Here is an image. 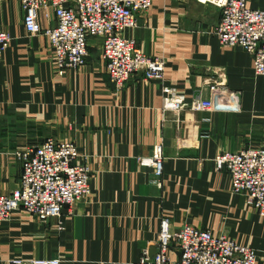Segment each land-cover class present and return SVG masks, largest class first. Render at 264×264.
<instances>
[{"label":"crops","instance_id":"0c3cea01","mask_svg":"<svg viewBox=\"0 0 264 264\" xmlns=\"http://www.w3.org/2000/svg\"><path fill=\"white\" fill-rule=\"evenodd\" d=\"M264 10V0H247ZM20 0H0V31L11 42L0 57V192L11 194L22 174L16 153L49 138L74 142L92 170V195L61 219L45 223L21 211L0 224V264H141L143 249L157 253L164 218L225 235L256 250L264 264V219L233 194L215 160L227 152L264 148V76L240 49L215 35L222 12L197 0H154L127 36L165 63L162 81L134 76L119 89L109 81L102 41L89 40L87 63L59 72L43 35L31 36ZM43 28L54 12H39ZM164 87L187 102L208 101L221 111L164 109ZM162 145V188L140 164ZM170 259L179 262L173 249Z\"/></svg>","mask_w":264,"mask_h":264},{"label":"built area","instance_id":"2783aa9c","mask_svg":"<svg viewBox=\"0 0 264 264\" xmlns=\"http://www.w3.org/2000/svg\"><path fill=\"white\" fill-rule=\"evenodd\" d=\"M24 25L31 36L43 35L55 55L60 73L75 70L87 63L89 40L102 41V59L110 83L123 88L134 76L147 81H162L165 63L145 54L137 41L126 35L139 26L140 14L149 11L154 0H20ZM213 5L222 12L215 35L223 47L240 48L253 56L256 76H264V10L253 9L247 0H197ZM52 11L56 24L43 28L39 12ZM11 37L0 31V57ZM164 109L221 111L220 98L213 90L208 101L187 102L170 87H164ZM22 174L11 194L0 192V224L11 220L15 212H24L40 222L61 219L64 210L73 208L92 195V170L80 164L81 153L74 142L49 138L41 144L16 153ZM140 164L153 169L152 183L162 188L164 156L162 145L154 148L152 158ZM218 170H225L233 194L242 195L247 204L264 219V148H247L227 152L215 160ZM157 253L151 256L143 249L141 264H258L256 250L241 245L225 235L184 226L171 229L164 218L156 240ZM173 249L179 251V262L170 259ZM15 264H22L16 261ZM32 264H61L59 260H35Z\"/></svg>","mask_w":264,"mask_h":264}]
</instances>
